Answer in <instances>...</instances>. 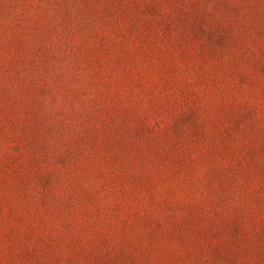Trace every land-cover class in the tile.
Listing matches in <instances>:
<instances>
[{
    "label": "rangeland",
    "instance_id": "1",
    "mask_svg": "<svg viewBox=\"0 0 264 264\" xmlns=\"http://www.w3.org/2000/svg\"><path fill=\"white\" fill-rule=\"evenodd\" d=\"M0 264H264V0H0Z\"/></svg>",
    "mask_w": 264,
    "mask_h": 264
},
{
    "label": "clouds",
    "instance_id": "2",
    "mask_svg": "<svg viewBox=\"0 0 264 264\" xmlns=\"http://www.w3.org/2000/svg\"><path fill=\"white\" fill-rule=\"evenodd\" d=\"M52 104H54L55 106H59L60 104L63 103V96L61 94H58L54 101L51 102Z\"/></svg>",
    "mask_w": 264,
    "mask_h": 264
}]
</instances>
